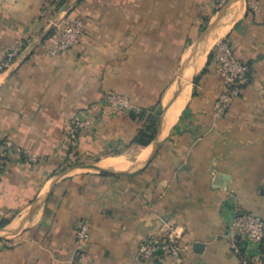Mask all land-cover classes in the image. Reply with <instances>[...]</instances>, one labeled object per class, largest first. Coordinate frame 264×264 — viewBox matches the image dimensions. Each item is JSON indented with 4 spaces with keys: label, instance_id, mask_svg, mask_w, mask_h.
<instances>
[{
    "label": "crops",
    "instance_id": "1",
    "mask_svg": "<svg viewBox=\"0 0 264 264\" xmlns=\"http://www.w3.org/2000/svg\"><path fill=\"white\" fill-rule=\"evenodd\" d=\"M52 2L0 0V62L24 44L0 72V141L13 146L0 172V223L10 220L0 264H242L230 243L235 215L264 217V0L256 12L248 0ZM74 17L79 46L51 56L47 40ZM224 41L251 74L217 118L213 53ZM112 93L146 117H105L71 153L70 123ZM158 114L154 139L137 143ZM170 229L180 256L139 262L142 242Z\"/></svg>",
    "mask_w": 264,
    "mask_h": 264
},
{
    "label": "built area",
    "instance_id": "2",
    "mask_svg": "<svg viewBox=\"0 0 264 264\" xmlns=\"http://www.w3.org/2000/svg\"><path fill=\"white\" fill-rule=\"evenodd\" d=\"M56 9L65 5L62 0H52ZM231 0H218V7H223ZM259 0H248L249 9L259 11ZM84 34L83 21L77 17L66 19L57 26L55 36L46 42L47 52L57 57L61 54L75 50ZM23 42H19L9 51L5 52L0 62V72L8 70L22 50ZM216 74L222 79V94L215 102L213 110L217 118L223 117L243 93L244 85L248 82L251 68L247 62L239 60L227 41L221 42L214 53ZM117 112L135 114L138 107L124 95L108 94L103 103V109L93 115H83L74 119L68 128L66 143L71 153L77 154L80 147L81 135L87 130H94L105 117H111ZM13 146L8 142L0 147V172L12 153ZM17 152L31 159L29 151L16 149ZM88 224L82 225L76 234L77 244L81 245L88 236ZM232 252L240 259L242 264H264V217L252 212H237L230 231ZM7 247V243L0 240V251ZM182 247L179 237L173 230H168L161 237L151 236L144 240L139 247L137 260L149 262L161 255L178 258ZM71 264H83L74 259Z\"/></svg>",
    "mask_w": 264,
    "mask_h": 264
},
{
    "label": "trees",
    "instance_id": "3",
    "mask_svg": "<svg viewBox=\"0 0 264 264\" xmlns=\"http://www.w3.org/2000/svg\"><path fill=\"white\" fill-rule=\"evenodd\" d=\"M67 0H62L60 2V4L58 5H62L63 3H66ZM212 56L211 59L212 60ZM210 64V63H209ZM135 115V114H134ZM146 117V115H144V113L140 114V115H135L134 119H142ZM147 123L149 124L148 128L146 131L141 133V136L139 138L136 139V142L142 145H147L149 142H151L154 137H155V133H156V126L158 124L159 121V114L157 116H148L147 118ZM4 143V141H0V147L2 146V144ZM9 219H5L0 223V227H4L9 223Z\"/></svg>",
    "mask_w": 264,
    "mask_h": 264
},
{
    "label": "bare ground",
    "instance_id": "4",
    "mask_svg": "<svg viewBox=\"0 0 264 264\" xmlns=\"http://www.w3.org/2000/svg\"><path fill=\"white\" fill-rule=\"evenodd\" d=\"M188 94V93H187ZM184 98V97H183ZM186 100H187V97H185L184 99H182L181 101H180V103H178L179 105L176 107V112H177V114L181 111V109H182V107L184 106V104H185V102H186ZM176 114V115H177ZM175 115V116H176ZM173 121V120H172Z\"/></svg>",
    "mask_w": 264,
    "mask_h": 264
},
{
    "label": "rangeland",
    "instance_id": "5",
    "mask_svg": "<svg viewBox=\"0 0 264 264\" xmlns=\"http://www.w3.org/2000/svg\"><path fill=\"white\" fill-rule=\"evenodd\" d=\"M101 122H102V121H101ZM101 122H100V123H101ZM100 123H99V124H100ZM97 127H98V126H97ZM68 128H69V127H68ZM79 148H80V147H79ZM23 151H26V150H23ZM78 153H79V151H78ZM32 156H33V155H32Z\"/></svg>",
    "mask_w": 264,
    "mask_h": 264
}]
</instances>
